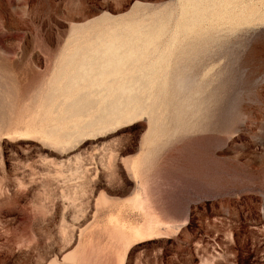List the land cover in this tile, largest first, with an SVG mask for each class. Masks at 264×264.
I'll return each instance as SVG.
<instances>
[{"label": "rangeland", "instance_id": "374dc122", "mask_svg": "<svg viewBox=\"0 0 264 264\" xmlns=\"http://www.w3.org/2000/svg\"><path fill=\"white\" fill-rule=\"evenodd\" d=\"M0 264H264V0H0Z\"/></svg>", "mask_w": 264, "mask_h": 264}, {"label": "bare ground", "instance_id": "6f19581e", "mask_svg": "<svg viewBox=\"0 0 264 264\" xmlns=\"http://www.w3.org/2000/svg\"><path fill=\"white\" fill-rule=\"evenodd\" d=\"M234 1H235V0H234ZM242 2H243V1H242ZM232 3H233V2H232ZM230 4H231V2H230ZM242 4H244V3H242ZM225 6H226V5H225ZM228 6H229V3H228ZM230 6H231V5H230ZM230 6H229V7H230ZM227 8H228V7H227ZM247 8H248V7H247ZM242 9H243V8H242ZM244 9H246V8L244 7ZM244 9H243V10H244ZM248 11H249V10H248ZM232 12H233V11H232ZM237 12H238V11H237ZM240 12H241V11H240ZM240 12H239V13H240ZM243 12H246V11H243ZM249 12H250V11H249ZM234 13H235V12H234ZM241 14H242V13H241ZM248 14H249V13H248ZM248 14H247V15H248ZM234 15H237V14H234ZM243 15H245V14H243ZM232 17H233V16H232ZM237 18H239V17H237ZM245 18H246V17H245ZM229 19H230V18H229ZM234 19H235V18H234ZM241 19H242V17H241ZM242 20H243V19H242ZM246 20H247V19H246ZM235 21H236V20H235ZM230 22H232V21H230ZM236 22H237V21H236ZM238 22H240V21H238ZM241 22H242V21H241ZM232 25H233V24H232Z\"/></svg>", "mask_w": 264, "mask_h": 264}]
</instances>
